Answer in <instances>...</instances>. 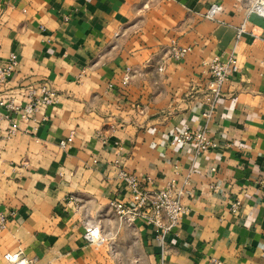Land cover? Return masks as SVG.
Wrapping results in <instances>:
<instances>
[{"label":"crops","instance_id":"crops-1","mask_svg":"<svg viewBox=\"0 0 264 264\" xmlns=\"http://www.w3.org/2000/svg\"><path fill=\"white\" fill-rule=\"evenodd\" d=\"M212 4L220 12L210 21ZM251 4L0 0V62L17 59L0 100L21 105L43 83L58 96L45 121L17 113L0 121V211L13 212L0 230V264L17 252L33 264H264V18L247 17L234 50L240 71L203 117L202 63L231 55ZM172 47L190 51L174 60ZM183 129L206 130L216 148L196 154L170 145ZM121 170L151 188L173 181L183 190L186 213L164 247L142 219L118 224L109 202L128 200ZM91 228L102 243L85 241Z\"/></svg>","mask_w":264,"mask_h":264},{"label":"built area","instance_id":"built-area-1","mask_svg":"<svg viewBox=\"0 0 264 264\" xmlns=\"http://www.w3.org/2000/svg\"><path fill=\"white\" fill-rule=\"evenodd\" d=\"M10 0H4V2ZM220 12L218 4H212L204 14V18L210 21L216 19ZM255 14L264 18V0H252L247 15L241 26L237 29L231 55L225 60L215 57L210 61L203 62L202 67L207 73L208 81L204 94L207 110L203 114L205 119H210L223 96V86L230 77L240 71L234 50L240 42V38L245 32L247 26V17ZM186 47H172L170 55L174 60H182L189 52ZM17 66V59L13 53H10L5 61L0 62V85H5ZM161 71L162 68H159ZM129 81V75L125 74L122 84L125 86ZM108 89H113L109 84ZM21 105L15 104L12 98L0 100V121L8 118L11 113H17L20 120L26 123H37V116L41 115L43 121L47 118L43 110L55 104L58 96L47 84H38L28 90ZM36 127H34V130ZM16 131L13 124L6 132L5 138L11 137ZM71 142L68 138L66 142H60L64 147ZM170 145L183 147L191 145L196 154H204L214 150L217 143L209 136L208 132L202 130L183 129L177 132L170 140ZM212 173L214 169L210 170ZM119 179L125 184V189L129 194L128 200L113 199L109 202V207L113 212L119 225L131 226L136 220L142 219L146 224L152 226L159 233V241L162 247L165 244V236L170 234L180 223L182 216L186 213L182 205L181 198L183 190H178L176 184L172 181L163 189L151 188L147 178H140L135 174H130L121 170L118 172ZM216 190V186L213 188ZM70 203L74 202L72 197L68 198ZM232 213H238L239 202L236 201L230 205ZM13 217V212L0 211V230H3L9 219ZM84 239L90 244H100L104 241L99 230L91 228L85 231ZM18 254H6L4 259L11 264H32L29 260H20ZM208 264H224L216 258H209Z\"/></svg>","mask_w":264,"mask_h":264},{"label":"rangeland","instance_id":"rangeland-1","mask_svg":"<svg viewBox=\"0 0 264 264\" xmlns=\"http://www.w3.org/2000/svg\"><path fill=\"white\" fill-rule=\"evenodd\" d=\"M6 254H12V255H15V254H18L19 256H18V258L20 259V260H23L24 258H21V256H20V253L19 252H17V253H6ZM6 254H4L3 255V259H4V256L6 255ZM5 260V259H4ZM25 260V259H24ZM6 261V260H5ZM8 264H11V263H9L8 261H6ZM32 264H33V262H32Z\"/></svg>","mask_w":264,"mask_h":264}]
</instances>
